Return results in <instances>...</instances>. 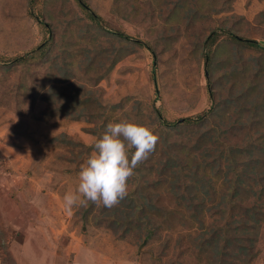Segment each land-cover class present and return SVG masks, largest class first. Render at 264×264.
I'll return each instance as SVG.
<instances>
[{"label":"rangeland","instance_id":"1","mask_svg":"<svg viewBox=\"0 0 264 264\" xmlns=\"http://www.w3.org/2000/svg\"><path fill=\"white\" fill-rule=\"evenodd\" d=\"M31 1L0 0V264H206L207 259H199L191 239L198 230L185 218L189 211L166 191L165 184L156 189V201L183 216H177L169 227L165 223L160 234L148 241L134 233L119 238L106 226L95 225L90 215L84 221L76 212L79 208L68 214L63 196L76 190L81 166L88 157L82 155L74 161V153L61 145H49L48 140L56 133H66L89 146L96 141L88 132L95 122L60 116L39 118L46 102L38 95L32 102L29 90L24 91V85L37 88L49 64L60 63L61 51L67 48L73 61L80 62L72 67L74 82L96 89L104 105L115 104L106 111L109 122L130 120L151 127L158 136L153 158L167 157L162 149L166 138L175 145L173 155L184 164L190 162L193 169L212 144L208 138L204 146L193 148L202 131L216 127L218 140L227 144L243 143L249 137L264 140V114H253L251 104L243 99L230 102L223 118L214 117L203 125H187L179 130L168 126L211 107L205 60L196 48L209 32L204 30L206 22L187 26L179 18L171 23L165 17L171 11L170 0H152L153 7L149 0H87L103 18L106 32H100L75 0H37L34 5ZM231 6L229 12L213 15L215 21L210 24L221 25L228 17L221 26L264 46V0H233ZM30 11H42L39 20L55 27L56 45L38 63L19 66L11 61L12 57L42 40ZM113 32L151 44L155 59L146 47ZM124 47L132 48V52L125 53L105 77L93 84L85 73L86 62L98 55L109 59L112 48ZM225 48L222 54L220 50L215 53L217 64L212 79L218 80L230 71L233 75L218 81L221 88L213 85L214 99H225L252 87L257 91L264 88V53L230 42ZM99 62L96 60L94 67ZM6 65L8 68H4ZM158 109L164 122L157 120ZM189 165L183 168L185 172ZM203 165L200 163L198 174L211 175L210 168L204 170ZM223 167L225 164L220 165ZM213 181L216 188L221 186V179L215 176ZM133 187V182L129 183L128 191ZM196 197H202L206 205L213 204L211 192ZM204 219L208 224L219 220L209 211ZM255 247L259 253L252 264H264V225Z\"/></svg>","mask_w":264,"mask_h":264},{"label":"trees","instance_id":"2","mask_svg":"<svg viewBox=\"0 0 264 264\" xmlns=\"http://www.w3.org/2000/svg\"><path fill=\"white\" fill-rule=\"evenodd\" d=\"M36 1L32 0L31 4H36ZM75 1L90 22L94 23L96 31L98 29L100 32H106L101 24L103 18L92 9L88 1ZM153 1L164 2V0ZM170 1L171 11L165 17L168 20L171 19V23L178 22L179 18L185 20L187 26L197 22H206L204 30L207 29L209 32L202 42L196 44V48H200V55L205 60L208 93L212 103L207 111L198 113L193 117L180 118L168 126L179 130L187 125H203L214 117L223 118L225 116L224 110L230 106V102H235L236 99H243L244 102L250 103L253 114L259 116L264 114V88L257 91L254 89L255 87H252L245 89L244 92L229 95L225 99H214L213 85L216 88L218 86L221 88L222 83H218V81L222 78L229 80L233 75V71H230L225 76L218 77V80L212 79V71L217 64L215 60L217 51L220 50L222 54V51L226 50V42L243 44L264 53V46L256 39L244 37L230 27H224L228 17L222 21L221 25L224 26L210 24L214 20L211 19L213 15L231 10L233 0ZM149 4L153 7L152 0H149ZM28 14L36 22L42 40L29 51L12 57L11 61L19 66L38 63L49 54L52 45H56L55 27L51 23L39 20L42 19L43 12L33 13L30 11ZM113 33L123 40L146 47L155 59L156 51L151 44L140 39H133L121 32ZM113 50L112 48L110 50L112 52L108 53L109 59L103 55H98V57H92V61L86 62L85 73H88V77L92 78L93 84L105 77L125 53L132 52V48L127 49L126 47ZM61 54H59L61 55V57L59 56L60 63L49 64L45 77L39 81L38 87L28 88L24 85V91L29 90L32 102L38 96L46 102V110L39 115V118L60 116L74 120L87 119L95 122L93 127L88 129V132L97 139L109 123L106 111L116 106L115 104L108 106V104L104 105L100 102L96 89L85 87L83 84H76L73 80L72 67L80 62L73 61L72 53H69L67 48L62 49ZM96 60L101 62L94 67ZM227 61L229 60L224 61V63ZM4 68H8V65ZM157 112L158 122H164L161 121L159 109ZM216 131L217 128L215 127L211 130L202 131L198 135V141L193 148L204 146L208 138L211 140L212 148L205 149L200 161L195 167L193 166V169L190 168V162L184 164L182 159L173 155L171 150L175 145L172 143L173 141L169 143L165 138V146L162 149L167 157L164 160L154 159L155 148L148 158L137 166L135 178L131 182L129 181V183L133 182L134 187L128 191L125 199L112 208L104 207L102 202L99 204L89 202L87 206L79 207L76 212L81 213L84 221H87L88 215H90L95 225L106 226L119 238L125 239L129 233H134L135 236L148 241L156 234H160L158 232L163 229L165 223L169 227L177 216H181V218L183 216L181 212L167 209L156 201L159 195L156 189L165 184L166 191L176 201L181 200L180 202H183L182 207L189 211L185 218H189L198 230L191 239L199 259L206 258V264H252L259 253L255 246L264 225V140L261 137L258 139L249 137L243 143L227 144L226 141L218 140L219 133ZM48 141L49 145H61L74 153V161L82 155L89 157L94 145L86 146L83 142L76 141L66 133H56ZM183 146L181 148H184ZM200 163L205 164L203 165L204 170L209 167L212 174L203 172L202 175H199ZM223 164L225 167L220 168V165ZM186 165H189L187 167V169L189 168L188 172L183 170ZM154 172L155 175L151 176ZM167 174H169L168 178L166 177ZM215 176L222 180L219 188L215 187L213 181ZM202 192L207 194L211 192L213 204L206 205V201L202 197L196 200V196ZM207 211L211 216L216 214L219 220H213L210 224L206 223L204 216ZM165 246L166 243L164 248Z\"/></svg>","mask_w":264,"mask_h":264},{"label":"clouds","instance_id":"3","mask_svg":"<svg viewBox=\"0 0 264 264\" xmlns=\"http://www.w3.org/2000/svg\"><path fill=\"white\" fill-rule=\"evenodd\" d=\"M154 130L142 123L109 122L93 145L79 172L76 190L66 192L63 204L68 214L89 202L112 208L128 195L129 179L157 145Z\"/></svg>","mask_w":264,"mask_h":264}]
</instances>
